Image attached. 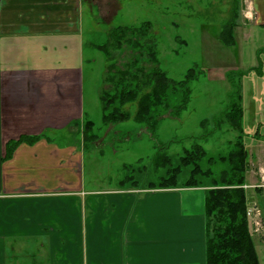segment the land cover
Here are the masks:
<instances>
[{"label": "crops", "instance_id": "obj_1", "mask_svg": "<svg viewBox=\"0 0 264 264\" xmlns=\"http://www.w3.org/2000/svg\"><path fill=\"white\" fill-rule=\"evenodd\" d=\"M243 3L228 18L242 22L231 46L238 30L246 36L239 60L264 37V0ZM83 4L0 0V264H207L205 188L86 185ZM247 78L255 124H244L246 143L260 142L264 72ZM22 136L41 138L8 157Z\"/></svg>", "mask_w": 264, "mask_h": 264}, {"label": "rangeland", "instance_id": "obj_2", "mask_svg": "<svg viewBox=\"0 0 264 264\" xmlns=\"http://www.w3.org/2000/svg\"><path fill=\"white\" fill-rule=\"evenodd\" d=\"M83 2L81 19L85 38L86 117L94 121L95 131L99 136L95 147L85 149L83 169L88 188L118 186L131 189L136 186L151 188L150 182L157 184L164 173L162 170L156 173L150 164L152 156L157 151V145L169 144L167 152L175 161L185 149H190L196 143L203 145L210 156L226 154L231 148V141L237 136L228 125H224L208 138L200 136L214 128L212 119L221 114L228 105L232 90L227 78L228 73L235 72L231 75L238 80L240 76L238 72L246 71L250 66L257 64L255 49L264 46V37L250 40L244 49V60H239V53L236 50L244 48L243 42L246 38L244 29L237 31L236 46H228L223 41V31L226 33V25L232 24L233 21L232 18H228L241 11L244 0H83ZM146 21L151 22V36L157 40L159 65L171 78L183 79L192 67H196V72L200 73L198 79L191 83L192 97L188 108L178 117L171 115V110L164 113V119L154 135L147 127L133 119L115 125L103 124L99 96L104 86L107 61L105 54L95 47L96 44L106 42L107 33L112 27L139 26ZM239 23L242 24L238 20L236 27L240 25ZM138 57V52L130 46H124L116 54L121 66ZM254 73L261 76L256 72L251 74ZM245 77L247 78V75L242 81L243 94L246 98L248 91L251 93L255 85L248 78L245 81ZM243 106L246 107L244 101ZM128 108L133 113L136 110L135 105H129ZM252 110L253 108L248 106V110L245 111L244 124L247 130L255 122L254 120L250 123L254 118ZM206 119L210 121L205 128L202 121ZM79 135L81 137V132ZM262 138L264 136L260 137V142L256 139L248 142L247 139L250 155L255 156L250 159V170L247 173L250 209L253 212L256 209L261 211L259 229H256L253 223L254 219H250L260 264H264ZM124 164L139 168V172L136 169L134 172L128 171L130 175L136 173L134 177L138 182L134 185L129 181L128 185L121 186V180L127 174L123 169Z\"/></svg>", "mask_w": 264, "mask_h": 264}, {"label": "trees", "instance_id": "obj_3", "mask_svg": "<svg viewBox=\"0 0 264 264\" xmlns=\"http://www.w3.org/2000/svg\"><path fill=\"white\" fill-rule=\"evenodd\" d=\"M232 20V24L226 25V33L224 30L222 34L223 41L228 46L235 43L237 20ZM151 31L150 21L139 26L119 25L108 31L105 43L95 45L105 54L107 61L104 86L99 96L105 126L133 119L154 135L164 119V113L171 110L170 114L178 117L190 104L191 83L198 79L200 73L196 72V67H192L183 79L171 78L159 65L157 40L151 36ZM124 46H130L138 52L139 57L121 66L116 54ZM263 52L264 49L259 54ZM262 69L260 61L257 66L238 72V80L231 75L235 72L228 73L227 78L232 85L228 105L221 114L212 119L214 128L200 136L208 138L224 125H228L237 136L231 141V148L226 154L210 156L203 145L196 143L190 149H185L175 161L167 152L169 144L157 145V151L150 161L156 173L164 171L157 184L150 182L151 188L206 189L207 264H260L250 227V198L246 188L251 155L246 143L250 134L244 127L242 79L253 72L262 75ZM129 105L136 106L134 113L128 108ZM209 121L203 120L202 126L206 128ZM259 135L258 132L257 136ZM40 138L41 136H22L18 140L10 141L7 145V156H11L21 143L32 144ZM98 138L94 121L86 117L83 122L84 148L95 147ZM123 169L127 174L121 180V186L128 185L129 181L133 185L138 182L134 177L136 173L130 175L128 171H138L139 168L124 164Z\"/></svg>", "mask_w": 264, "mask_h": 264}, {"label": "built area", "instance_id": "obj_4", "mask_svg": "<svg viewBox=\"0 0 264 264\" xmlns=\"http://www.w3.org/2000/svg\"><path fill=\"white\" fill-rule=\"evenodd\" d=\"M247 186H246V188H247ZM252 212H253V210L249 208V217H250V219H252V218L254 219L253 223L255 224L256 229H259L258 226H261V221H260L261 211L259 209L254 210L253 216H252Z\"/></svg>", "mask_w": 264, "mask_h": 264}]
</instances>
